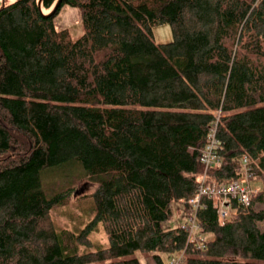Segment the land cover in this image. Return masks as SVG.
<instances>
[{
  "label": "trees",
  "instance_id": "obj_1",
  "mask_svg": "<svg viewBox=\"0 0 264 264\" xmlns=\"http://www.w3.org/2000/svg\"><path fill=\"white\" fill-rule=\"evenodd\" d=\"M56 2L0 8V264H264V0H61L48 15ZM63 5L76 39L54 25ZM162 24L172 40L156 43ZM215 121L206 182L236 180L247 158L263 187L222 225L204 197L198 249L162 223L195 193ZM74 164L112 175L96 179L90 221L59 227L70 195L47 197L41 173Z\"/></svg>",
  "mask_w": 264,
  "mask_h": 264
},
{
  "label": "rangeland",
  "instance_id": "obj_2",
  "mask_svg": "<svg viewBox=\"0 0 264 264\" xmlns=\"http://www.w3.org/2000/svg\"><path fill=\"white\" fill-rule=\"evenodd\" d=\"M14 0H0V8L4 4H10ZM54 25L57 29H67L70 36L76 39L82 34V27L78 11L67 5H63L54 18ZM153 40L156 43H167L172 40L171 31L167 24L157 25L152 28ZM79 165L56 167L41 173L42 188L51 197L57 193L68 192L70 195L67 206L57 208L52 212V219L59 227L71 228L74 225L82 226L92 219L93 206L89 196L97 185L98 178L108 179L112 173H101L90 176ZM249 185L254 189H262L261 182H253L249 179ZM83 196L79 200L77 197ZM85 196V197H84ZM185 207L180 203L172 204V218L162 223L164 230L172 229L183 225L186 222L184 212ZM189 214L187 213V216ZM78 217V218H77ZM79 219V220H78ZM92 248L106 245L105 235L102 231L93 233L90 237ZM141 264H145L140 259Z\"/></svg>",
  "mask_w": 264,
  "mask_h": 264
},
{
  "label": "built area",
  "instance_id": "obj_3",
  "mask_svg": "<svg viewBox=\"0 0 264 264\" xmlns=\"http://www.w3.org/2000/svg\"><path fill=\"white\" fill-rule=\"evenodd\" d=\"M216 121L209 129L205 147L200 151V162L203 165V174L199 179L198 187L193 195L179 203L188 208L185 219L187 241L195 243L198 249H204L208 240L202 228L196 222V212L202 207L204 197L211 200L217 222L222 225L237 215L240 209L248 207L251 195L257 191L249 185L251 177L247 158L242 159L239 176L228 184H209L206 182V171L220 167L221 160L217 155L218 141L216 138ZM182 252L170 255L165 264H183Z\"/></svg>",
  "mask_w": 264,
  "mask_h": 264
},
{
  "label": "water",
  "instance_id": "obj_4",
  "mask_svg": "<svg viewBox=\"0 0 264 264\" xmlns=\"http://www.w3.org/2000/svg\"><path fill=\"white\" fill-rule=\"evenodd\" d=\"M40 2H41V0H38V5L39 6H40ZM60 2H61V0H57V2L55 3L53 9L50 11V13L48 15L53 14L59 8Z\"/></svg>",
  "mask_w": 264,
  "mask_h": 264
}]
</instances>
